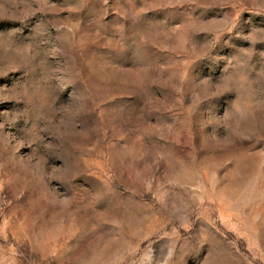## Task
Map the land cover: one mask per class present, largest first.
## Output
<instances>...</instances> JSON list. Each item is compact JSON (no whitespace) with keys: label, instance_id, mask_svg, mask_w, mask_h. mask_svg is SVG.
I'll list each match as a JSON object with an SVG mask.
<instances>
[{"label":"rangeland","instance_id":"obj_1","mask_svg":"<svg viewBox=\"0 0 264 264\" xmlns=\"http://www.w3.org/2000/svg\"><path fill=\"white\" fill-rule=\"evenodd\" d=\"M0 264H264V0H0Z\"/></svg>","mask_w":264,"mask_h":264}]
</instances>
